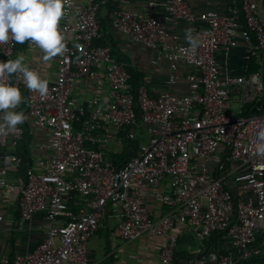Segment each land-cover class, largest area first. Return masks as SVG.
<instances>
[{"label": "built area", "instance_id": "2783aa9c", "mask_svg": "<svg viewBox=\"0 0 264 264\" xmlns=\"http://www.w3.org/2000/svg\"><path fill=\"white\" fill-rule=\"evenodd\" d=\"M263 1L242 0L239 8L221 14L198 13L188 0H146L141 8L119 4L109 11L110 0H0V99L14 87L21 90L29 115L49 134L35 166L11 178L9 165L19 158L8 144L24 129L0 125V225L8 196L17 198L22 222L37 213L45 220V236L35 250L4 255L0 264H90L89 243L108 210L121 217L113 230L116 239L164 238L158 247L162 264L174 261L177 227L204 247L220 233L221 243L236 254L215 252L185 264H238L259 255L264 249ZM104 12L131 42L165 56V91L153 94L143 84L135 94L126 63L98 43ZM181 22L193 25V41L182 42ZM21 32L29 47L55 57L53 79L29 68L12 69ZM238 48L244 55L236 71L232 56ZM182 78L187 93H173ZM81 82L94 89L86 103L75 96ZM104 88L106 100L98 95ZM113 128L129 129L131 141L140 137L137 129L146 137L119 167L101 149L115 137ZM232 185L249 196H237ZM75 202L81 203L77 211ZM131 257L137 264L145 261Z\"/></svg>", "mask_w": 264, "mask_h": 264}, {"label": "crops", "instance_id": "0c3cea01", "mask_svg": "<svg viewBox=\"0 0 264 264\" xmlns=\"http://www.w3.org/2000/svg\"><path fill=\"white\" fill-rule=\"evenodd\" d=\"M188 2L194 11L198 13L216 10L224 14L232 8H239L242 0H188ZM145 3L146 0H110L107 9L108 11L112 10L111 8L119 4H124L126 7L141 8ZM260 15L264 18V1L260 8ZM179 31L182 42L193 41V25L181 22ZM100 40L111 48L115 60L126 63L132 73L142 75L140 78L141 85H146L151 93L156 94L167 89L169 63L165 56L146 48L144 45L131 42L125 34L115 30L110 23L107 12H104L101 17ZM243 55L244 49L238 48L233 51L232 62L236 71L241 68ZM223 58L224 55L220 53L219 59ZM11 65L13 70L18 68L37 70L40 76L47 80L53 79L56 69L55 57L51 54H41L37 49L29 47L23 32H21L18 40ZM181 69L186 70L183 65H181ZM93 90L91 85L81 82L76 87L75 96L80 102L86 103L87 98H91L94 94ZM172 90L173 93L178 95L187 93L188 83L186 79L182 78L172 87ZM106 92L107 88L99 92L98 95L101 99L106 100ZM3 124L17 125L24 129V134L21 137L11 140L8 144L10 152L19 158L17 165H9V176L16 178L23 174L26 167L35 166L36 159L43 154L41 145L49 140V134L47 130L38 125L35 118L29 115L25 95L16 87L13 88L8 98L0 99V125ZM112 130L115 137L109 142L107 148L102 147L101 149L105 152L106 158L112 160L115 166L119 167L126 161L129 153L135 152L139 142L146 140V137L143 136L142 129H137L140 137L135 141H131L127 137L130 131L127 128H113ZM232 190L237 196L243 198L249 196L248 192L238 190L235 185H232ZM17 204L16 197L8 196L1 206L5 222L0 225V257L4 255L14 257L17 254L35 250L45 236L43 213H37L32 220L22 222ZM72 206L73 209H79L81 203L75 202ZM120 220V216L109 210L107 211L98 233L89 243L90 264H137L131 255L144 257V263L139 264H162L158 247L165 244V239L162 237H155L151 240L143 238L131 243H124V241L116 239L113 235V230ZM7 222L13 224L8 225ZM174 233L178 236L174 256V258L179 259L178 264H185L191 257H198L202 254L205 257L209 256L208 249L192 236L193 234L190 231L177 227L174 229ZM189 239L195 241L193 245L191 244L188 247L189 251L183 248L177 251L179 244ZM220 242L216 245L217 251L230 252L233 256L236 255ZM142 244L146 245V248L140 247Z\"/></svg>", "mask_w": 264, "mask_h": 264}, {"label": "trees", "instance_id": "16d2710c", "mask_svg": "<svg viewBox=\"0 0 264 264\" xmlns=\"http://www.w3.org/2000/svg\"><path fill=\"white\" fill-rule=\"evenodd\" d=\"M111 9H114V7L111 8ZM99 44L105 45L103 42H101V40L99 41ZM131 76H132L131 77V83L134 85L133 87H134L135 94H137L138 88L142 84L140 82V78L142 77V75L131 72ZM80 200H83V199L80 198ZM77 210H78V208H75L74 209V211H77ZM221 236L222 235L220 233H214L205 242V248L208 249V252L210 254L215 253V252H218L219 253V251H217V249H216V245L218 244V242L221 241ZM220 253H225V252L221 251ZM11 257H13V256H11ZM178 261H179V259L174 258V261H173L172 264H178ZM238 264H264V249H263V251L259 255H254L251 258H249L248 260H241V261H239Z\"/></svg>", "mask_w": 264, "mask_h": 264}, {"label": "rangeland", "instance_id": "374dc122", "mask_svg": "<svg viewBox=\"0 0 264 264\" xmlns=\"http://www.w3.org/2000/svg\"><path fill=\"white\" fill-rule=\"evenodd\" d=\"M77 85H78V84H77ZM139 133H140V132H139ZM143 134H144V133H143ZM192 236H193V235H192ZM194 242H195V241H193L192 239H189V240H187L186 242H181V243L179 244V247L177 248V251H179V249H181V248H183V249L189 251V248H188V247H190L191 244L193 245Z\"/></svg>", "mask_w": 264, "mask_h": 264}, {"label": "water", "instance_id": "95a60500", "mask_svg": "<svg viewBox=\"0 0 264 264\" xmlns=\"http://www.w3.org/2000/svg\"><path fill=\"white\" fill-rule=\"evenodd\" d=\"M204 256V254H202V255H199V257H203Z\"/></svg>", "mask_w": 264, "mask_h": 264}]
</instances>
